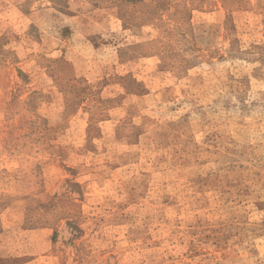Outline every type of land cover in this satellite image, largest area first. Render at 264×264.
<instances>
[{"label":"rangeland","instance_id":"rangeland-1","mask_svg":"<svg viewBox=\"0 0 264 264\" xmlns=\"http://www.w3.org/2000/svg\"><path fill=\"white\" fill-rule=\"evenodd\" d=\"M0 264H264V0H0Z\"/></svg>","mask_w":264,"mask_h":264}]
</instances>
